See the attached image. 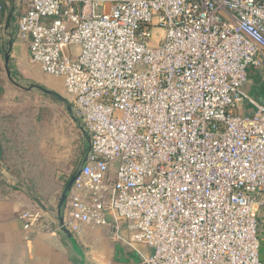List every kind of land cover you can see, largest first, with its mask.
Masks as SVG:
<instances>
[{
  "label": "built area",
  "instance_id": "1",
  "mask_svg": "<svg viewBox=\"0 0 264 264\" xmlns=\"http://www.w3.org/2000/svg\"><path fill=\"white\" fill-rule=\"evenodd\" d=\"M18 1V37L91 138L65 227L142 264H264V107L244 91L264 0Z\"/></svg>",
  "mask_w": 264,
  "mask_h": 264
},
{
  "label": "crops",
  "instance_id": "2",
  "mask_svg": "<svg viewBox=\"0 0 264 264\" xmlns=\"http://www.w3.org/2000/svg\"><path fill=\"white\" fill-rule=\"evenodd\" d=\"M23 3L18 0L1 3L4 24L0 27V49L8 39L12 40L7 49L11 50L10 66L13 65L17 73L12 78L21 87L8 76L0 77L4 80V92L0 93V161L3 168L0 169V264H142L136 252L117 242L107 229L88 228L82 234H74L84 259L69 236L59 230L62 199L73 178L68 181L70 160L67 154L64 156V104L68 102L32 87L39 86L65 98L64 82L60 86L56 80L62 79L45 74L31 61L27 44L17 41ZM10 15L12 19L8 24ZM24 59L32 64H24ZM26 68L41 76L37 79L26 77ZM263 82L264 62L260 68L248 71L247 88L255 100ZM21 94L35 96L43 104L41 109H35L32 115L21 113V102H15ZM68 108L65 114L70 118L72 135L73 126H76L86 139L83 166L88 154L87 138L73 118L74 111ZM34 198L47 211L42 210ZM25 213H40L42 220L26 228L22 218ZM139 249L151 252L145 246Z\"/></svg>",
  "mask_w": 264,
  "mask_h": 264
},
{
  "label": "rangeland",
  "instance_id": "3",
  "mask_svg": "<svg viewBox=\"0 0 264 264\" xmlns=\"http://www.w3.org/2000/svg\"><path fill=\"white\" fill-rule=\"evenodd\" d=\"M152 34H153L152 42H154L156 40L157 36L160 35V32L153 30ZM8 40H7V42L10 45L12 40L11 41L10 40L8 41ZM17 41L25 44V41L23 39H21L20 37H17ZM156 45H158V44H156ZM24 64H32V63H30V61H28L27 59H24ZM24 75L28 78H34V79H37L38 77L41 76V75H39V73L36 74V73L32 72L31 70H29L28 68L24 69ZM0 76H2V77L7 76V73L5 70V62L3 61L1 56H0ZM51 77H53V76H51ZM56 80H57L58 85L63 86L62 80H60V79H56ZM63 91H64V97L67 98V100H68L67 105L64 104V111L66 112L67 107H71L73 110V105L71 103L72 97L68 93H66L65 90H63ZM244 91L252 97V95L248 91L247 85L245 86ZM10 93L12 94V93H14V91H10ZM10 99H12V98H10ZM16 99L17 100H15V102L17 104H20V102H21V110H22L21 113L23 112L24 115H32L34 113L35 109L39 110V109H41V107L43 105L40 103V100H38L35 96H28V95L24 96L21 94L20 96H17ZM7 101H12V100H7ZM65 112H64V156L66 154L67 155L70 154L71 148H68V149H65V148L69 147L72 139L74 138L72 135V126L69 125L70 118L66 117ZM73 114H74V117L79 121L77 114L75 112ZM85 143H86V140H85ZM260 217H261V219H260L261 231L263 232V235H264V212L261 214Z\"/></svg>",
  "mask_w": 264,
  "mask_h": 264
},
{
  "label": "water",
  "instance_id": "4",
  "mask_svg": "<svg viewBox=\"0 0 264 264\" xmlns=\"http://www.w3.org/2000/svg\"><path fill=\"white\" fill-rule=\"evenodd\" d=\"M11 19H12V15H10L9 18H8V24H10ZM10 51H11V50H10V48H9V50H8V51L6 52V54H5V70H6V73H7L8 78H9V79H10V80H11L16 86L21 87V86H20L18 83H16V82L13 80V78H12V71H11V68H10V62H11V53H10ZM32 87H33V88H38V89H40L41 91L45 92L46 94H50V95H53V96H57V97H58L60 100H62L64 103H67V102H68V100H67L66 98H63L62 96H60L59 94H57V93H55V92H53V91H49V90H46V89H44V88H41V87H39V86H35V85H33ZM259 88H260V87H259ZM256 101H257L261 106L264 107V82L261 84V88H260V90H258V95H257V100H256ZM68 109H69L70 112L73 113L71 107H69ZM73 118H74V120H76V121L78 122V124H79L81 130L83 131V133L85 134V136H86V138H87V142H88V153H89V151H90V149H91V138H90V135L84 130V128L82 127V125L79 123V121H78L75 117H73ZM87 157H88V154H87V156L85 157L84 163L87 161ZM0 169L3 170L2 165H1V161H0ZM79 173H80V170L78 171V173H77L75 176H73V178L70 180V182H69L68 185H67L66 191H65L64 196H63V199H62V204H61V210H60V212H59V217H60V226L62 227V228H61V231L64 232V233H66V234L69 236V238H70V240L73 242V244H74L76 250L80 253V255L82 256V258L84 259V256H83V254L80 252L79 247H78V245H77V243H76V240L74 239V234H73L70 230H68V229L65 227L64 218H63V216H62V208H63V207L65 206V204H66V201H67V198H68V194H69V192H70V190H71V188H72V186H73V184H74V182H75L77 176L79 175ZM34 199H35V201L38 203V205L42 208V210L47 211V209L45 208V206H44V205H43V204H42L37 198H34ZM83 264H85V262H84Z\"/></svg>",
  "mask_w": 264,
  "mask_h": 264
},
{
  "label": "trees",
  "instance_id": "5",
  "mask_svg": "<svg viewBox=\"0 0 264 264\" xmlns=\"http://www.w3.org/2000/svg\"><path fill=\"white\" fill-rule=\"evenodd\" d=\"M9 43L6 42V44L4 45V47L2 49H0V56L3 59V61L5 62V54L7 52ZM12 64V63H11ZM11 71H12V77H16L17 73L14 71V67L13 65L10 66ZM2 77V76H0ZM6 77V76H4ZM4 80H0V93L4 92ZM22 94H24V91H22ZM73 132H74V138L71 141V144L69 145V147H66L65 149L71 148V152L68 155L69 160H70V167L71 170L68 174V181L78 173V171L80 170L81 166H82V162H83V158L84 155L86 153V149H87V143H85V138L83 136V134L78 131L77 127L73 126Z\"/></svg>",
  "mask_w": 264,
  "mask_h": 264
}]
</instances>
